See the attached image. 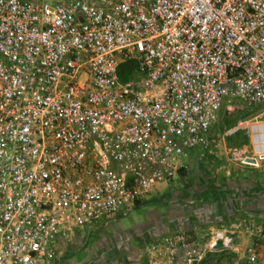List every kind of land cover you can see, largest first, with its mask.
Returning a JSON list of instances; mask_svg holds the SVG:
<instances>
[{"label": "built area", "instance_id": "built-area-1", "mask_svg": "<svg viewBox=\"0 0 264 264\" xmlns=\"http://www.w3.org/2000/svg\"><path fill=\"white\" fill-rule=\"evenodd\" d=\"M244 106L264 112V0H0V264H53L61 241L212 156L221 108ZM254 126L240 162L259 168ZM233 246L235 264H264L257 223L207 248ZM191 255L165 236L141 262L201 264Z\"/></svg>", "mask_w": 264, "mask_h": 264}, {"label": "rangeland", "instance_id": "rangeland-1", "mask_svg": "<svg viewBox=\"0 0 264 264\" xmlns=\"http://www.w3.org/2000/svg\"><path fill=\"white\" fill-rule=\"evenodd\" d=\"M134 77L132 74L131 79ZM232 114L226 107L219 112L212 156L202 160L192 158L188 169L158 195L60 244L53 264H136L138 258L142 264L141 255L148 241L165 236L183 237L191 257L200 258L201 264H235L241 252L239 246L217 252L207 247L212 232L222 226L227 228L234 220L252 221L264 228L258 217L248 216L239 209L232 213L235 209L232 201L238 194L232 195L234 181L230 180L232 174L243 179L242 165H248L240 160L243 156L253 157L251 126L256 123L264 126V112L262 108L244 106ZM263 165L264 162L259 168L249 167L257 173L263 172ZM257 189L264 193L263 187ZM243 199L240 196L237 200L242 203ZM131 254L135 260H131Z\"/></svg>", "mask_w": 264, "mask_h": 264}, {"label": "crops", "instance_id": "crops-1", "mask_svg": "<svg viewBox=\"0 0 264 264\" xmlns=\"http://www.w3.org/2000/svg\"><path fill=\"white\" fill-rule=\"evenodd\" d=\"M192 158H195L198 160L196 155H192L189 158L186 159L185 165L186 167L183 170L188 169L190 165V161ZM263 167V172H257L255 173V169H251L249 166H243L242 168L245 170V173L242 174V178H238L240 176L239 174H232L230 180L234 181V183L231 185L233 190V196L235 197V194H238L236 199L232 201L234 203V208L232 213H235V211L241 210L243 213H246L248 216H254L258 217V219L261 220L260 224L264 225V193L261 190H256V187H263L264 188V165ZM249 188V189H248ZM240 189H244V191L241 192ZM240 196L243 199L242 203L244 205H241L242 203L237 200L240 198ZM248 201V202H247ZM233 207V206H232ZM231 213V212H230ZM90 229L80 231L78 232L77 236L83 232H88ZM75 238L71 239L74 240ZM70 240V241H71ZM69 241V240H67ZM67 241H61L60 244H64ZM131 260H135V256L131 254ZM142 256V255H141ZM139 259V258H138ZM138 259L136 261V264H140L138 262Z\"/></svg>", "mask_w": 264, "mask_h": 264}, {"label": "trees", "instance_id": "trees-1", "mask_svg": "<svg viewBox=\"0 0 264 264\" xmlns=\"http://www.w3.org/2000/svg\"><path fill=\"white\" fill-rule=\"evenodd\" d=\"M126 68H127V71L124 75L121 76V79L122 80H127V79H130L132 74L134 73V64L133 63H129L126 65ZM232 114V113H231ZM236 113L232 114V115H235ZM183 170L180 171V173L182 172ZM139 202H137L133 208L137 207V204Z\"/></svg>", "mask_w": 264, "mask_h": 264}, {"label": "bare ground", "instance_id": "bare-ground-1", "mask_svg": "<svg viewBox=\"0 0 264 264\" xmlns=\"http://www.w3.org/2000/svg\"><path fill=\"white\" fill-rule=\"evenodd\" d=\"M253 129H256L257 131H260V132L264 131L263 124H261V123H256L255 126L253 127Z\"/></svg>", "mask_w": 264, "mask_h": 264}, {"label": "water", "instance_id": "water-1", "mask_svg": "<svg viewBox=\"0 0 264 264\" xmlns=\"http://www.w3.org/2000/svg\"><path fill=\"white\" fill-rule=\"evenodd\" d=\"M221 247H222V241L221 240H218L216 242L215 248H221Z\"/></svg>", "mask_w": 264, "mask_h": 264}]
</instances>
